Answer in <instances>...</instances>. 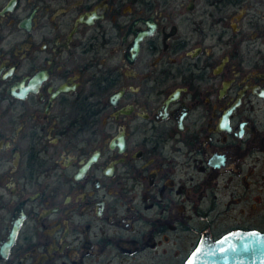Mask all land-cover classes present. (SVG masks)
<instances>
[{
	"label": "flooded vegetation",
	"instance_id": "1",
	"mask_svg": "<svg viewBox=\"0 0 264 264\" xmlns=\"http://www.w3.org/2000/svg\"><path fill=\"white\" fill-rule=\"evenodd\" d=\"M238 229L264 231V0H0V264H186Z\"/></svg>",
	"mask_w": 264,
	"mask_h": 264
},
{
	"label": "water",
	"instance_id": "2",
	"mask_svg": "<svg viewBox=\"0 0 264 264\" xmlns=\"http://www.w3.org/2000/svg\"><path fill=\"white\" fill-rule=\"evenodd\" d=\"M89 159L83 169L92 162ZM25 213L14 221L7 245L14 242ZM186 264H264V231L238 229L217 240L203 239Z\"/></svg>",
	"mask_w": 264,
	"mask_h": 264
}]
</instances>
